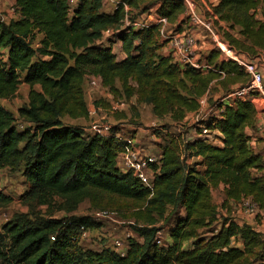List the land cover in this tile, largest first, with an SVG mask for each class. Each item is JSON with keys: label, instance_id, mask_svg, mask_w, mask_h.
Here are the masks:
<instances>
[{"label": "trees", "instance_id": "16d2710c", "mask_svg": "<svg viewBox=\"0 0 264 264\" xmlns=\"http://www.w3.org/2000/svg\"><path fill=\"white\" fill-rule=\"evenodd\" d=\"M73 1L11 0L17 17L0 22V170L20 171L37 193L64 200L68 212L102 193L134 202L145 211L137 217L146 223L133 226L141 242L129 239L124 255L85 250L78 241L82 228L97 227L91 218L20 213L1 226L0 264H264V236L229 214L230 207L247 200L264 209V160L248 133L256 122L250 101L215 103L220 117L204 125L218 131L214 139L220 145L194 137L201 133L196 125L188 139L167 136L159 164L151 165V187L119 167L129 143L117 126L106 135L86 134L64 121L88 118L84 83L92 77L114 96L136 95L156 117L182 123L200 108L214 82L228 95L246 86L248 75L221 59L216 48L204 57L214 70L181 65L159 53L164 44L156 25L124 28L126 4L131 23L136 10L140 17L155 10L173 32L192 30L183 0H121L111 13L103 10L104 0ZM205 16L236 51L251 59L264 53V0H217ZM106 31L121 41L123 59H116ZM22 82L29 87L28 102L16 117L2 100L15 97ZM18 119L26 124L23 129ZM193 158L199 160L190 163ZM221 186L219 209L212 196ZM10 202L0 191V208ZM169 208L178 217L162 243L156 224L167 219Z\"/></svg>", "mask_w": 264, "mask_h": 264}, {"label": "rangeland", "instance_id": "374dc122", "mask_svg": "<svg viewBox=\"0 0 264 264\" xmlns=\"http://www.w3.org/2000/svg\"><path fill=\"white\" fill-rule=\"evenodd\" d=\"M120 1L121 0H104L103 10L111 13L117 5V2ZM195 2L198 3L200 13L205 16L209 6H212L214 3V0H195ZM71 4H74V2H71ZM0 12L10 20L17 17L12 8L11 0H0ZM138 13L139 10H136V14H134V18L131 20H140L141 17ZM124 24L126 25L125 22ZM124 28L126 27L124 26ZM198 31L201 33L200 36L204 38L203 42L206 46L204 47L205 49H200L203 45L199 44L200 41L198 40V59L203 61L204 57L208 54L207 50L217 47L204 30ZM111 35L112 32L109 31L104 34V39L111 40L116 59L121 60L124 58V53L120 47L122 43L118 39L110 37ZM41 37V34L37 35L33 42V47H38ZM162 49L159 52L161 54ZM202 51L204 52L202 53ZM91 81L92 78H89L84 83L87 105L90 106L97 102L98 107L105 109H101V111L95 109V112H91V118L95 117L92 120L91 125L89 124L90 122H86L85 126L83 124L80 125V122L77 119L72 120L64 118L66 123H71L72 125L76 124L81 130L88 128L93 129L98 125V128L101 129L102 133L108 132L112 126H117L120 130V135H118L121 138H129L142 154L154 156L158 160L161 153L160 149L167 136H177L180 140L191 137L193 129H191V122L186 120V118L182 123L173 122L169 116L158 118L153 114L151 105L138 103L136 95L131 98H127L123 94L114 96L106 87H96L93 89ZM116 85L119 89L121 88L119 83ZM35 88L39 89L38 86ZM28 91V85L22 82L15 97L10 100H2V105L17 117L18 108L28 102ZM225 95H227V92L222 86L219 83L214 82L211 86L210 92L204 96V113L211 114L216 109L215 103L221 102L222 99L226 100L224 99ZM104 98H107L108 100L103 104H100ZM113 105H116L119 108H117L116 112H114V110L112 111ZM17 122L20 129H23V127L26 126V124L19 119ZM91 133L94 132L88 134ZM95 133H97V131H95ZM215 136V134H212V136L208 137V141L218 144L219 142L214 139ZM198 160L199 159L197 158H193L189 162L192 163ZM124 163L125 161L119 156L118 165L122 170L124 169ZM149 174V178H152L153 172H149ZM0 191L11 198V202L8 206L0 208V230L1 226L6 221L20 213L27 214L31 218L45 216L68 219L71 216H86L91 218L92 221L97 224V227L95 229H87L85 237H82L81 232L78 242L85 250L101 251L104 249H111L116 252H126L129 239H135L136 241L141 242V239L134 233L133 226L135 224L144 225L146 223L143 219L137 217L138 212L145 211L130 200L102 193L99 196H94L93 199L84 200L73 212H68L63 208L64 200L59 197L51 198L50 196H42V194L34 191L20 171L9 169L0 170ZM222 194L223 192L219 189L213 191L212 200L219 209H222ZM229 207L230 206H228V208ZM239 207L240 209H238ZM230 211L231 213L229 212V214L234 219L242 218L245 214L252 215L254 218L259 215V213H257L259 211L258 208L253 212H250L251 208H249L248 203H243L239 206L236 204L230 207ZM239 211L241 212L240 214L238 213ZM220 213L222 214L223 212L220 211ZM165 217L167 218L166 220H159L156 224V226L160 228L162 243L168 241V230L177 221L178 215L169 208ZM115 240L121 241L122 249L115 247Z\"/></svg>", "mask_w": 264, "mask_h": 264}, {"label": "built area", "instance_id": "2783aa9c", "mask_svg": "<svg viewBox=\"0 0 264 264\" xmlns=\"http://www.w3.org/2000/svg\"><path fill=\"white\" fill-rule=\"evenodd\" d=\"M70 2H74L70 0ZM183 3L186 8V16L189 20L190 25L193 27L192 30H185L183 32H173L170 29V24L168 20L162 16H159L155 13V10H152L149 13L141 16L140 20L130 22L129 12L131 8L124 4L125 11V19L124 24L125 27L132 26L135 29H143L149 26L156 25L159 29L160 33V41L164 44V47L167 51L166 55L172 57L173 61L179 63L181 65H189L192 68L200 70L202 72H208L210 70H214V66L210 65L205 59L201 62L198 59V36L201 35L198 30H204L206 34L213 40L214 45H216V49L220 52V58L223 60H229L234 62L239 68H241L249 77V83L242 87L237 88L233 92L229 93L224 97L226 100H221L218 103H233L236 100H244L250 101L255 107L264 110V87H263V73L261 71V61L260 57L257 59H251L247 55L236 51L234 48L230 47V45L225 42L221 35L216 31L213 21L211 19L206 18L203 14L200 13L198 8V3L195 0H183ZM13 8V5H12ZM257 16H261V11L258 9ZM6 16H4L0 12V22H9ZM123 22V23H124ZM106 31L104 34L108 33ZM163 47V49H164ZM221 76H224V73L221 72ZM91 86L93 89L101 88V80L97 77H92ZM203 100H200V108L187 115L186 120L191 122V125H196L199 129H201V133L194 136H207L210 137L212 134L217 135L218 131H211L207 129L204 125L205 122L212 117H220V112L216 109L211 114L204 113ZM117 106L113 105L112 111H117ZM119 109V108H118ZM95 131L98 134H108V132L102 133L101 129L98 127H94ZM218 142V141H217ZM129 146L126 148L124 152H122L119 156L125 161L124 169L125 171H131L133 174L146 186H152V179L149 178V172L152 173L151 165L159 164V161L156 157L151 155L142 154L139 149H137L132 140H128ZM248 203L249 208H251L250 212H253L256 209V206L249 201L244 202V204ZM82 237L86 236V230L82 228ZM161 237V236H160ZM161 242V239L158 240V243ZM115 247L118 249H122V243L120 240H115ZM121 255H124L125 252H119Z\"/></svg>", "mask_w": 264, "mask_h": 264}, {"label": "crops", "instance_id": "0c3cea01", "mask_svg": "<svg viewBox=\"0 0 264 264\" xmlns=\"http://www.w3.org/2000/svg\"><path fill=\"white\" fill-rule=\"evenodd\" d=\"M216 1L217 0H214V3ZM198 39L200 41L199 44H202L203 45V46H201L200 49H202V50L205 49L204 47H206V46H205V44L203 42L204 39L200 35L198 36ZM120 47H121V45H120ZM203 52L204 51H202V53ZM162 54H166L165 49H164V52H163V49H162ZM260 61H261V71L263 73V87H264V53L261 55ZM107 100H108L107 98H104V100H102L101 101L102 103H100V104H103ZM225 102H227V101H225ZM91 107L93 108V110H92ZM95 109L98 110V111H101V109H105V108L98 107V103L97 102H95L93 105L88 106V110L90 112L89 115H88V118L87 119H77V120H79L80 125L83 124L85 126L86 122H90L89 124L91 125L92 120L95 118V117L94 118L93 117L91 118V112L92 113L95 112ZM255 109H256V122H255V127L252 128V129H249L248 130V133L252 137V139H251V145H252V147L254 148L255 152H257L258 154H260L262 156V158L264 160V110L259 109L257 107H255ZM82 122H84V123H82ZM97 127H98V125H97ZM84 132L86 134H88L90 132H95V128H93V129H91V128L90 129L89 128L88 129H85ZM104 135H106V134H104ZM123 139H127V141L130 140L127 137H125ZM220 144L221 143L219 141L218 145H220ZM219 190H221L223 192V186H221L219 188ZM223 199H224V196H223ZM238 209H240V207ZM240 211L238 212L239 214L241 213ZM223 213H225V211H223ZM257 213H259V215L256 216V218H254L252 215H249V214H245L244 213L245 215H243L242 218H237L235 220L239 224L247 223V224L253 226L258 232H260L264 236V209L263 210H259Z\"/></svg>", "mask_w": 264, "mask_h": 264}]
</instances>
